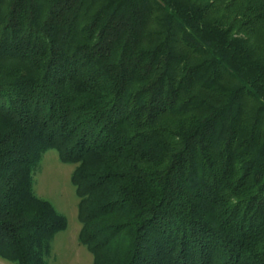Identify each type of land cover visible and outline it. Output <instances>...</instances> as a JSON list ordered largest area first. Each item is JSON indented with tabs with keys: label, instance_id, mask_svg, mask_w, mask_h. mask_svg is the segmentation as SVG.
<instances>
[{
	"label": "trees",
	"instance_id": "obj_1",
	"mask_svg": "<svg viewBox=\"0 0 264 264\" xmlns=\"http://www.w3.org/2000/svg\"><path fill=\"white\" fill-rule=\"evenodd\" d=\"M201 1L0 0V256L67 228L56 149L95 264H264V0Z\"/></svg>",
	"mask_w": 264,
	"mask_h": 264
},
{
	"label": "rangeland",
	"instance_id": "obj_2",
	"mask_svg": "<svg viewBox=\"0 0 264 264\" xmlns=\"http://www.w3.org/2000/svg\"><path fill=\"white\" fill-rule=\"evenodd\" d=\"M221 12L226 14L227 18H233L230 10L222 8ZM76 169V165L63 162L56 149H50L44 153L33 173L36 196L51 203L67 220V228L58 232L52 241V254L48 264H95L89 246L81 241L83 230L79 207L81 199L72 183ZM0 264L16 263L0 256Z\"/></svg>",
	"mask_w": 264,
	"mask_h": 264
}]
</instances>
